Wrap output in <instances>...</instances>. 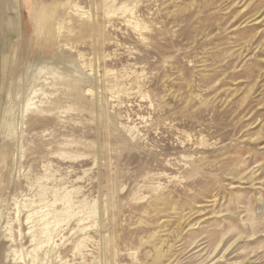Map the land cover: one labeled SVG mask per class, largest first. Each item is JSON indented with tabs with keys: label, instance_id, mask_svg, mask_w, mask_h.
<instances>
[{
	"label": "rangeland",
	"instance_id": "1",
	"mask_svg": "<svg viewBox=\"0 0 264 264\" xmlns=\"http://www.w3.org/2000/svg\"><path fill=\"white\" fill-rule=\"evenodd\" d=\"M6 18L0 264H264V0Z\"/></svg>",
	"mask_w": 264,
	"mask_h": 264
},
{
	"label": "bare ground",
	"instance_id": "2",
	"mask_svg": "<svg viewBox=\"0 0 264 264\" xmlns=\"http://www.w3.org/2000/svg\"><path fill=\"white\" fill-rule=\"evenodd\" d=\"M54 17H55V14L53 13L52 10H50V9H44V8H42L37 14H35V18H36L35 19V21H36V27H35V34H36L35 37L36 38L35 39H36V41L38 43H39L38 38H39V35L41 33L43 34V37H44V40L45 41H49L51 39V36H52V21L51 20ZM6 19L0 21L1 22L0 23V29H2L4 27H7V26H10V27L14 26V21L8 20V19H7L8 21H6ZM0 93H1V91H0ZM9 93H8V96H9ZM23 109H24V107H23Z\"/></svg>",
	"mask_w": 264,
	"mask_h": 264
}]
</instances>
